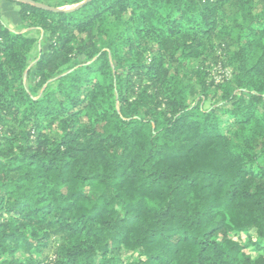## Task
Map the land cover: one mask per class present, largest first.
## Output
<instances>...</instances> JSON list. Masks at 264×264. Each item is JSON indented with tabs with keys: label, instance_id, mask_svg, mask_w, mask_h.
Segmentation results:
<instances>
[{
	"label": "trees",
	"instance_id": "16d2710c",
	"mask_svg": "<svg viewBox=\"0 0 264 264\" xmlns=\"http://www.w3.org/2000/svg\"><path fill=\"white\" fill-rule=\"evenodd\" d=\"M14 4L50 49L24 85L37 40L0 23V264H264V0ZM218 53L217 106L187 103Z\"/></svg>",
	"mask_w": 264,
	"mask_h": 264
},
{
	"label": "rangeland",
	"instance_id": "374dc122",
	"mask_svg": "<svg viewBox=\"0 0 264 264\" xmlns=\"http://www.w3.org/2000/svg\"><path fill=\"white\" fill-rule=\"evenodd\" d=\"M64 1L65 0H39L38 3L44 6L55 8V6H58V5L63 6ZM14 2H21V1L15 0ZM14 5L15 7H17V10L15 8L12 18H9V17L6 18V16H4L3 19H5L6 21L4 20L3 22L5 23L7 28L9 29L12 28V30L19 31L22 33H28L29 36H32L33 38L37 40V42L35 43L34 49L31 52L32 53L31 62L27 69L29 70L30 75L29 76L24 75L23 77L24 85L29 86V87H35V84L39 83L40 81L38 80V78H34V69L32 68V66L38 60L37 54L40 52L42 53L48 52V50L50 49V44L47 38L43 37V33L41 31H38L39 29L35 30L32 28L25 27V23L21 21V18L19 16V7L16 4ZM74 7L76 6H63L59 8L72 9ZM262 12H263V9L259 7L255 12L256 17L252 20V23H255L256 25L261 24V28L264 27V17H263ZM220 55L221 53H218L217 56L219 58L216 64H214V61H215L214 57L207 54L203 63H202V60H191L189 62L187 69L180 71V77L183 83L187 87V95H188L187 103H191L200 98H204L205 99V103H204L205 109H209L212 107L214 108L217 106V103L219 102V98H220L219 96L220 92L217 90V87H216V84H219V83H216V82L218 79H220L219 81L221 80L223 81V79L229 80L232 76L231 69L223 67L222 65L223 62L221 60L222 57ZM83 61L84 59L82 57H78L77 59L78 63L83 62ZM177 67L178 66L176 64H173L170 67L171 73H177V71H179ZM201 67L204 69V72L207 74V75L205 74L206 76L203 75L202 72L199 70V68ZM45 86H46V83L41 87L40 91L44 89ZM219 106L221 107L222 105H219ZM224 107L227 108L228 104ZM225 108L222 107V110ZM143 111L144 110H142L141 112ZM82 121H85V118H83ZM83 126L89 127L90 123L83 122ZM222 128L225 129L223 131L224 134L232 137L231 139H235L237 135L235 134L237 132V127H235V125L231 127V124L229 122H226L223 124ZM245 238L246 237H243L242 240L246 241L247 238L246 239ZM51 246L52 245H50V247L45 249L44 252L42 253H37L34 251V249L28 251L27 249L21 248L20 250H18L16 258L20 260H26V261H29L30 259H37V260H43V261L49 262L50 260H52L51 253L53 249L51 248ZM249 254L254 257L256 255V252L255 250H249ZM122 259L131 260L132 258L129 255L123 254Z\"/></svg>",
	"mask_w": 264,
	"mask_h": 264
},
{
	"label": "crops",
	"instance_id": "0c3cea01",
	"mask_svg": "<svg viewBox=\"0 0 264 264\" xmlns=\"http://www.w3.org/2000/svg\"><path fill=\"white\" fill-rule=\"evenodd\" d=\"M11 1H15V0H0V23L3 24L4 26H6L5 23L3 22L5 20L3 19L4 16H6V18L7 17L12 18L15 8L17 10V7H15L14 3ZM9 30L14 31L12 30V28Z\"/></svg>",
	"mask_w": 264,
	"mask_h": 264
},
{
	"label": "water",
	"instance_id": "95a60500",
	"mask_svg": "<svg viewBox=\"0 0 264 264\" xmlns=\"http://www.w3.org/2000/svg\"><path fill=\"white\" fill-rule=\"evenodd\" d=\"M18 1L30 4V5L38 8V9H41V10H44V11H47V12L58 13V12H69V11H72V10H74L76 8L81 7L82 5H84L89 0L84 1L83 3L77 5L76 7L72 8V9L52 8V7H48V6H44L42 4L36 3V2H34L32 0H18Z\"/></svg>",
	"mask_w": 264,
	"mask_h": 264
},
{
	"label": "built area",
	"instance_id": "2783aa9c",
	"mask_svg": "<svg viewBox=\"0 0 264 264\" xmlns=\"http://www.w3.org/2000/svg\"><path fill=\"white\" fill-rule=\"evenodd\" d=\"M219 80H220V79H218L216 83H221V82H222V80H221V81H219Z\"/></svg>",
	"mask_w": 264,
	"mask_h": 264
}]
</instances>
